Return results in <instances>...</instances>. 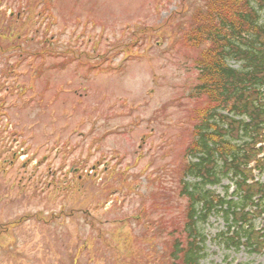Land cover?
I'll use <instances>...</instances> for the list:
<instances>
[{"label": "rangeland", "instance_id": "1", "mask_svg": "<svg viewBox=\"0 0 264 264\" xmlns=\"http://www.w3.org/2000/svg\"><path fill=\"white\" fill-rule=\"evenodd\" d=\"M203 1L0 0V29L5 11L23 10V23L45 12L29 31L50 26L53 38L45 58L29 54L43 48L32 32L21 43L0 38V230L25 223L0 236V264H163L161 230L180 236L186 222L180 166L201 102L189 98L197 51L182 37ZM213 223L202 264L264 263L223 249L215 239L225 223ZM128 224L140 252L125 247L120 255L115 236Z\"/></svg>", "mask_w": 264, "mask_h": 264}, {"label": "trees", "instance_id": "2", "mask_svg": "<svg viewBox=\"0 0 264 264\" xmlns=\"http://www.w3.org/2000/svg\"><path fill=\"white\" fill-rule=\"evenodd\" d=\"M250 0H246L245 3ZM264 1V0H263ZM209 10L200 16L199 28L208 41L211 42L209 50L205 53L204 67L209 69L212 77L211 86L208 87L211 96V104H213L210 110L217 113L219 109H228L231 111L236 110L238 114L249 113L255 117V125L258 126L264 121V113L258 112L249 99L252 94L257 100V94L259 93L262 86H264V48H260L257 43L260 42V38L253 36L249 37L245 35V23L249 22L250 17L242 9V4H236L235 8L228 10V6L224 1L221 0H209ZM238 19V21H237ZM235 59L241 63L240 69H232L228 65V60ZM203 90V89H201ZM204 94V92L202 93ZM216 108H215V107ZM208 113H204V116ZM221 119H226L232 126L239 128L242 126L240 122L227 119L220 116ZM259 132H262L259 130ZM245 137H250L248 128L244 130ZM213 139H217L214 136ZM246 143L244 146H247ZM244 146L240 144L239 148L234 153L233 157L226 160V166L229 167L224 175H227L230 171L245 173V167L242 165L249 163L255 156L253 154L240 153V150ZM217 163L216 170L218 168V161L214 158ZM260 164L264 166V161ZM203 165V164H202ZM218 174H212L207 169L196 170V173L200 176L205 177L207 180H214V183L220 182L223 174L217 170ZM251 173V172H250ZM250 175L247 176V178ZM200 188L198 185L196 190ZM240 188L246 190L248 186L245 180L240 181ZM260 189L259 186L254 185V188ZM246 195V198L237 204V208L244 204L245 207L250 203L252 199ZM195 231L187 226L186 233L190 242L187 248L183 247L181 240H177L175 247H173V253L171 255L174 264H182L180 255L185 254L186 257L190 258L192 264L196 263V245L192 239V234ZM191 234V235H189Z\"/></svg>", "mask_w": 264, "mask_h": 264}]
</instances>
